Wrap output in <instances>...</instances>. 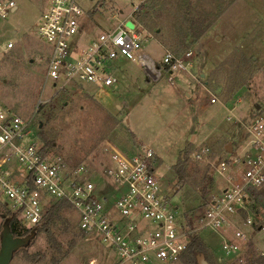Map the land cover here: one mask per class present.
I'll use <instances>...</instances> for the list:
<instances>
[{
  "label": "rangeland",
  "instance_id": "374dc122",
  "mask_svg": "<svg viewBox=\"0 0 264 264\" xmlns=\"http://www.w3.org/2000/svg\"><path fill=\"white\" fill-rule=\"evenodd\" d=\"M14 1L15 8L0 18V104L24 118L33 117L31 131L41 144L39 128L54 142L45 151L60 156L71 167L85 163L93 172L100 171L109 164L113 146L125 149L135 140L145 142L156 155L157 173L176 213L184 219L187 213L196 227L193 234L211 247V264H242L234 254L220 252L219 234L201 229V225L208 201L219 191L223 178L213 160L230 157L225 150L228 144L231 151L243 148V123L258 111L254 104L264 108V0H232L183 52L179 45H172L175 33L171 29L180 19L165 4L173 7L175 0H156L150 10L152 0H145L137 9H133L136 0H75L84 12L82 41L112 30L129 14L139 24L134 31L139 34L140 52L155 61L170 52L181 66L152 80L141 66L118 58L109 70L115 77L111 85L82 82V87L68 89L53 87L44 78L50 44L39 37L37 28L51 0ZM200 3L208 0H198ZM207 8L215 11L211 4ZM133 10L141 12L147 27L132 15ZM9 42L13 45L6 48ZM189 50L192 55L187 57ZM204 147L210 149V155L195 160L194 152ZM185 156L184 181L179 182L173 165ZM96 182L101 184V178ZM257 193L249 214L234 216V227L223 229L226 235L223 230L220 233L231 237L239 229L246 236L244 247L264 251V187ZM61 205L62 219L39 230L28 245L14 252L9 264H53V256L59 259L57 264H111L113 254L86 234L79 235L75 214L67 204ZM6 209L0 192V215ZM247 217L253 221L251 225L245 223ZM63 222L69 224V230H64ZM260 226L262 229H256ZM48 237L60 243L66 256L49 247Z\"/></svg>",
  "mask_w": 264,
  "mask_h": 264
},
{
  "label": "built area",
  "instance_id": "2783aa9c",
  "mask_svg": "<svg viewBox=\"0 0 264 264\" xmlns=\"http://www.w3.org/2000/svg\"><path fill=\"white\" fill-rule=\"evenodd\" d=\"M144 1L136 0L133 9ZM14 8V0H0V18ZM83 13L75 0H51L42 12L38 35L50 44L44 78L53 87L68 89L82 86V82L109 86L115 81L109 71L111 62L119 56L141 66L152 80H158L165 67L172 71L181 66L170 52H165L161 61L140 52L139 34L125 22L79 47ZM12 45L9 42L6 48ZM191 55L190 50L185 54ZM263 114L250 117L244 124L246 140L241 150L228 152L229 158L213 160V167L223 178L219 191L208 201L201 225V229L219 234L220 252L234 254L242 264L252 254L264 258V251H252L247 244L244 247L246 236L241 230L234 229L233 235L226 237L223 229L234 227V216L249 214L257 191L264 187ZM32 122L33 117L24 118L0 104V192L24 225L40 224L47 208L63 203L75 214L76 229L113 254L111 264L181 261L196 227L191 228L176 213L148 144L135 140L125 149L113 146L109 164L93 172L85 163L71 167L60 156L43 152L40 139L31 131ZM210 153L204 147L195 151L193 158L202 160ZM98 178L101 184L96 182ZM245 223L251 225L253 221L247 217Z\"/></svg>",
  "mask_w": 264,
  "mask_h": 264
},
{
  "label": "trees",
  "instance_id": "16d2710c",
  "mask_svg": "<svg viewBox=\"0 0 264 264\" xmlns=\"http://www.w3.org/2000/svg\"><path fill=\"white\" fill-rule=\"evenodd\" d=\"M201 1H204V0H201ZM155 2L156 0H152V3L149 5L148 10H150L151 8H154ZM231 2L232 0H212V2H209L208 0V3L206 4L204 3L198 4V0H175L174 3L172 4L173 7H170L169 4L165 2L166 6L173 9L175 15L180 19L178 20L177 27L175 29H171L172 33H175L173 36L172 45H179L178 47L179 51L183 52V50H185V48H187L190 44L189 39L192 38L193 41L198 40L206 32L207 28L212 23V21L217 19L219 15H221L224 12L225 9L231 4ZM209 4L215 7V11L208 10L207 6ZM141 7H143V5H141L140 8ZM133 13L132 15H136L139 22H142L144 26L147 25V21H144V19H140L141 12H139V10L134 11ZM146 20H147V17H146ZM149 20H150V16H149L148 21ZM158 29H159L158 26L154 28L155 31ZM175 58H177V56H174V59ZM164 69L167 70V67H165ZM256 104H254V108ZM257 110L258 111L253 116L258 115L259 113L264 111V108L260 109L259 107V109ZM246 122H244L243 125ZM38 131H39L38 133L42 141V144H41L42 150L43 152H46L45 150L48 148H51L54 142L50 140L49 136L42 130V128H39ZM187 160H188V156H185L184 158L180 157L178 161L173 165L175 176L177 177L179 182L184 181L183 170H184V166ZM61 208H62L61 203L50 206L49 208H47L46 214L43 218L44 222H41L40 224H35L30 227H26L25 225L22 224L18 212L10 211L7 209L3 210V214L0 215L1 216L0 239H1V233L3 229L7 228L10 234L12 235V237L14 238H25L26 237L28 238L29 241H32L35 235L37 234V232L41 230L42 228H44L47 224L53 223L54 221L58 219H62L60 216ZM185 217H186L188 225L191 226V228H193L187 213L185 214ZM63 228L65 231L69 230L70 229L69 224H66L65 222H63ZM256 229H260V227H257ZM77 231L79 235L84 236L85 233L83 231L79 229ZM47 241H48L49 247L55 250L62 257L66 256L67 251L66 252L65 250L62 251L60 243L57 242L54 238L48 237ZM72 242L73 240H71L70 244ZM26 245H23L21 247H25ZM18 249L19 248H17L16 250ZM212 256H213V253H212L211 247L207 245L197 234L196 235L191 234L189 244H188V249L183 255L181 260H183L185 264H198V258L202 257L208 264H211ZM58 261L59 259L55 258L54 256L51 258V262L53 264H57ZM246 264H264V258L255 257V255L252 254L248 257V261L246 262Z\"/></svg>",
  "mask_w": 264,
  "mask_h": 264
},
{
  "label": "water",
  "instance_id": "95a60500",
  "mask_svg": "<svg viewBox=\"0 0 264 264\" xmlns=\"http://www.w3.org/2000/svg\"><path fill=\"white\" fill-rule=\"evenodd\" d=\"M125 25L129 27L130 29H134V23L131 19H127L125 22ZM192 38L189 39L191 41ZM259 104L255 105L256 109H259ZM41 126V123L39 124V127ZM227 152H231L230 145L228 144L225 148ZM30 241L28 238H14L10 234L9 230L7 228H4L1 233V239H0V264H9L14 251L17 248H20L23 245L28 244ZM198 264H208L202 257L198 258Z\"/></svg>",
  "mask_w": 264,
  "mask_h": 264
},
{
  "label": "crops",
  "instance_id": "0c3cea01",
  "mask_svg": "<svg viewBox=\"0 0 264 264\" xmlns=\"http://www.w3.org/2000/svg\"><path fill=\"white\" fill-rule=\"evenodd\" d=\"M131 12H132V10H131ZM132 18V17H131ZM127 19H130V17H129V14L123 19V20H121V22H126V20ZM132 20V22L134 23V29H136V27H137V22L136 21H134L133 19H131ZM120 22V23H121ZM120 23H118L112 30H114ZM109 31H111V30H109ZM100 32H102V31H100ZM99 32V33H100ZM81 34H83V32L81 31V33H80V35ZM89 36V35H88ZM97 36V35H96ZM96 36H93V37H96ZM90 36L89 37H87L86 39H84V41H82L81 39H80V37L78 36L77 37V42H78V45H79V47H83V46H85L89 41H90ZM118 58H125V57H122V56H119V57H117L116 59H118ZM115 59V60H116ZM125 59H127V58H125ZM127 60H129V59H127ZM114 61V60H113ZM112 61V62H113ZM130 61V60H129ZM112 62H111V65H112ZM132 62V61H131ZM134 63V62H133ZM163 71H165V72H169V73H171L172 71H168V70H165V69H163ZM82 86H83V84H82ZM82 86H80V87H82ZM261 229V228H260ZM228 233V232H227Z\"/></svg>",
  "mask_w": 264,
  "mask_h": 264
}]
</instances>
